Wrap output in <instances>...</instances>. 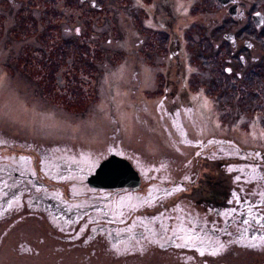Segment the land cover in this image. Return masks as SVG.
<instances>
[{"label": "rangeland", "instance_id": "1", "mask_svg": "<svg viewBox=\"0 0 264 264\" xmlns=\"http://www.w3.org/2000/svg\"><path fill=\"white\" fill-rule=\"evenodd\" d=\"M57 1L0 0V158L13 156L14 161L7 164L19 172L28 168L29 161H35L38 168L41 165L39 170L47 173L49 166L61 168L57 163L62 160L68 166L81 154V160L95 161L107 154L102 156L106 146L119 147L144 180L137 189L126 188L129 201L120 208L113 206L118 224L104 221L99 200L96 208L86 209L79 218L74 214L86 203L77 206L73 214L62 212L70 210L67 208L59 211L69 218L62 220L64 223H54V211L48 201L41 207L30 200L2 208L0 203V264H263L262 235H254L252 242L245 244L246 240L236 242L206 231L194 240L192 230L212 224L221 229L226 221H210L212 213L208 210L212 205L208 210L203 207L204 190L196 201L192 200L204 172L214 168L206 165L205 155H196L194 159L190 153L205 151L214 140L215 144L219 140L226 145L233 142L232 148L224 146L228 153L217 159L218 170L215 169L218 175L223 172L230 176V184L241 177V169L247 166L240 161L244 151L250 164L259 161L264 168V25L252 29L254 35H249L255 36L256 59L246 62V70L239 79L236 75L227 77L223 71L227 55L213 48L216 40L211 42L204 33L197 48L194 39L196 57L188 60L192 73L188 81L203 98L197 112L202 132L194 135L191 130L198 124L195 121L190 125L188 121L196 120L195 115L174 120L176 112L172 111L169 118L173 121L168 119L162 124L154 121L153 113L143 109L141 102L146 95L153 98L152 93L160 91L143 89L146 76L137 78V89H128L132 77L127 78L129 68L123 64L127 61L125 51L115 54L116 45L112 43L115 32L125 33L118 30L122 25L116 23L112 28L107 24L95 37L90 34L83 38V31L77 35L71 29L65 32L64 21L69 23L68 27L81 25L80 8L72 9ZM105 38L110 40L106 42ZM230 52L236 58L231 49ZM160 65H164L163 61ZM151 81L156 86L157 77ZM186 113L187 110H180L179 115ZM210 118L214 125L207 122ZM190 131L195 142L184 144L181 137ZM64 155L71 156L63 159ZM82 169L87 171L86 167ZM63 178L64 175L59 182L63 183ZM46 180L39 181L48 183ZM152 184L154 189H149ZM169 185L180 189L167 191ZM58 187L67 193L65 184ZM184 191L187 193L182 199V212L178 210L176 195ZM120 196L113 195L112 199L116 201ZM99 198L110 200V196ZM229 207L237 208L234 202ZM136 210L147 214H141L142 219L129 225L125 218ZM90 212L95 217L90 218ZM195 213L199 216L197 221L193 220ZM240 223L244 226L250 222ZM108 224H117V228L129 225L125 230H117L129 237L112 241ZM180 228L190 231L194 242L173 246L170 242L175 241L170 236ZM188 238L180 239L185 244ZM222 239L225 241L218 243Z\"/></svg>", "mask_w": 264, "mask_h": 264}, {"label": "flooded vegetation", "instance_id": "2", "mask_svg": "<svg viewBox=\"0 0 264 264\" xmlns=\"http://www.w3.org/2000/svg\"><path fill=\"white\" fill-rule=\"evenodd\" d=\"M60 1L68 4L72 9L74 6L80 8L78 16L80 17L79 20H81V25L78 23L72 27H68L69 23L64 21L62 27H65V32L71 29V32L75 35L83 31V33L81 32L83 38L90 36V34L95 37L107 24H110L112 28L116 23L122 25L121 27L123 28H118V30H125V33L115 32L112 43L116 45V47L113 48L115 54L116 52L125 51L124 55L127 61H124L123 64L126 66L128 65L129 68L127 78L132 77V83L128 89H137V84L140 83V80L137 78L146 76L143 80V89H160V91L156 95L152 93L153 98L151 94L146 95V97L149 96L151 98L145 97L142 100L143 102H141V105L143 109L153 113L152 117L154 121H159L162 124H165L168 119L172 120V117L169 118V114L172 111L176 112L174 120L189 115H195L196 120L189 119L188 121L190 125L195 121L198 124V126H195L191 130L194 132V135L202 132V129L199 127V122L197 121V112L200 109L199 104H203V98L196 93V89H193L188 81V79H190V74H192L187 67L190 63L188 60L195 59L196 57V47L193 44L194 39L196 40L197 48L198 43L202 41L201 35L204 33L211 42L216 40V43L213 44V48L218 49L220 52L223 51L224 54L227 55V57L223 59L225 61L223 71L227 72V77L236 75L239 79L246 70V62L248 63L249 59L253 61L256 59L253 55V52L256 50L255 44L253 43L255 36L250 37L249 35H254L252 29H258L264 25V8L262 7L264 6V2L261 0H58L57 2ZM247 12H249L248 15ZM254 14H259V25L253 22L252 16ZM195 30L197 32L199 31L200 34H197ZM104 40L108 42L110 39L105 38ZM123 44L126 46L122 47ZM206 46L210 52L209 43ZM230 49L233 55L236 54V58L235 56L234 58L231 57ZM228 54H230V56ZM162 61L164 65L161 66L160 63H162ZM154 67H159L160 69H154ZM156 77L157 84L153 86L151 80H154ZM181 89L189 90L182 91ZM257 105L258 103H256V106ZM256 106L254 108H256ZM180 110H187L186 115L180 116ZM207 122L210 125H214L213 123H215L211 118L207 119ZM191 131L182 135L181 141L184 144L195 142L194 135H192ZM215 141L216 140L212 141L208 149L201 153H197V151L190 153L194 159L196 155H198V158L205 155L207 159L206 165H212L214 168L209 170L214 171L213 174L209 171L204 172L202 184H198V190L194 191L192 200L196 201L199 192L204 190L205 197L203 200H205V202L202 203L203 207L208 210L207 207H210L212 204L214 212L222 217L220 221H226V224H224L221 229L215 224H212L210 227H203L199 231L194 229L192 230L194 231L193 234L196 235L194 240L197 241L199 238L198 236H202V234L207 231L211 236H228L236 242H239V240H246L243 243L249 244L252 242L250 239L254 235L264 236V210L261 209L264 207V190L262 189L264 171L260 169L259 161H254L250 164V160H248L246 154L247 152L244 151L243 159L240 158V161L242 164H247V166L241 169V177L238 178L236 182L233 181L234 184H230L228 180H231V177H227L223 172L221 175H218L215 169L218 170L217 159L221 156L226 157V155L223 154L224 152L228 153L224 146L232 148L234 147V143L232 142V144L226 145L224 144V140H219V142L215 144ZM106 147L103 148L104 151L102 156H104V153L107 154L100 159L95 161L87 159L83 161L81 160L80 154L79 158H75L68 166V162L62 160V162L58 163L61 165V168H58L56 171L54 168H48V172L44 173L39 170V168L42 169L40 165L39 168L37 166L36 170H30L29 167H25L23 171H26V174H21V172L17 171L18 169L13 168L12 175L10 174L11 181L15 183L14 188H29V190L32 191L31 193H34L36 188L39 190L46 188L56 191L60 183L59 178L64 175V177H66L63 184L66 185L67 189L73 190L74 193L77 194L76 200H70L66 195L60 196L63 201L66 200L71 203L70 211H68L69 213L73 214V210L77 209V206L86 203V206L81 209V213H85L84 211L88 208H96V200H99L102 214L105 215L103 217L105 219L104 221L108 220L117 223V220L113 216L114 210H112V208L113 206H118V208H120L122 204L127 201L128 194L130 193L128 192L129 189L123 190L124 188H122L114 190L102 189L100 187L95 188L89 185L88 179L92 176L98 164L111 154L126 159L136 170L140 182L144 180V178L134 167L135 165L120 152L121 149L119 147L116 149L110 148L109 146ZM216 152H220L218 158L215 155ZM69 156L71 155H64L63 159L69 158ZM11 157L13 156L10 155L7 158L11 159ZM245 159H247V161H243ZM13 161L14 160L11 162ZM53 164L54 166L56 165V163ZM83 167H86L87 171H84L82 169ZM226 170L227 166L224 163V171ZM58 172L61 175L57 176ZM180 173L183 174L184 171L182 170ZM18 174L20 176L19 178ZM44 178L48 179L46 180L48 183L39 181ZM232 179L234 180L235 177L233 176ZM36 181L42 185H37ZM91 183H93V181ZM18 184H22L23 187H20ZM8 185L11 186L13 184L11 182ZM153 186L152 184L149 189H154ZM173 186L174 185H169L167 191L172 188L180 189V186ZM4 188H2L1 191L4 190ZM21 190L16 191L19 193ZM27 193L30 192L26 191L25 194H22V200L25 201L26 199L28 201L29 195H27ZM186 193L187 191H184L176 195L179 196L176 197L177 203L180 206L178 210L182 212H184V210H181L182 199L185 197ZM50 194L56 196V192ZM113 195L121 196L114 201V199H112ZM100 196H110V200L108 201V198H99ZM78 197L81 198L80 201H78ZM48 202L50 208L54 211L53 213L56 215L55 219L61 220L56 223H64L62 220L67 221L68 217L58 210L61 204L59 197L56 200L52 199ZM232 202L235 203L237 208L229 207ZM224 206H226V208H224ZM220 207H222V209ZM141 214L147 213H138L137 210L132 211L125 219L129 221L130 225L135 219H142L143 217L140 216ZM89 215L90 218H92V216L95 217L96 214L94 215V213L90 212ZM194 217L193 220L197 221L196 219L199 216L195 213ZM236 220H239V222ZM246 220L250 222L249 225L241 226L240 222ZM210 221L212 223L218 222L214 218ZM229 223L233 224L228 225ZM117 224H108V226H110L109 236L112 241H116L123 237H129V234H122L117 231L119 230L116 229ZM235 224L239 226L235 227ZM129 225H121V227L125 230ZM230 228H232L233 231H230ZM189 232H184L181 228L174 231V234L171 235L170 238L174 239L175 243H170L173 246L190 245L194 240L190 239L192 238V233ZM182 236L189 237V240L185 244H183L181 241L182 239H180ZM223 241L225 240H219L218 243H222ZM178 242H180V244H178ZM201 250H203V248Z\"/></svg>", "mask_w": 264, "mask_h": 264}, {"label": "trees", "instance_id": "3", "mask_svg": "<svg viewBox=\"0 0 264 264\" xmlns=\"http://www.w3.org/2000/svg\"><path fill=\"white\" fill-rule=\"evenodd\" d=\"M42 148V147H41ZM29 151V153H30V151L31 150H28ZM32 153H35V152H33L32 151ZM31 153V154H32ZM216 157L218 158L219 156H220V153H218V152H216ZM244 154L242 153L241 154V156H243ZM29 156V155H28ZM32 156H33V154H32ZM3 157H5V156H3ZM6 159H7V157H5ZM5 158H0V192H1V189L2 188H4V190H2V193H1V195H0V203H1V208L2 207H4V206H8V205H12L13 203H16V204H18L19 206L20 205H22V204H24L27 200L25 199V201L24 200H22L23 199V195L22 194H25L26 193V191L27 192H30V193H27V195H29V197L31 196V194H32V197L31 198H29L28 200H30V201H33V204H35V206L37 207V206H39V207H41L42 205H43V202H46V201H49V200H52V199H54L55 198V200L59 197V200L61 201V204H60V206L58 207V210L59 211H62V210H64V209H70V206H71V203H69V201H63L62 199H61V195H66V197L68 198V196H67V194H74L76 197H74V198H71L70 200H76V198H77V195H76V193H74V191L73 190H69V189H67V193H63L61 190H60V188L61 187H58V186H60L61 184L62 185H64L63 183H59V185L57 186L58 188H57V190L55 191L56 192V196H53V195H51L50 193H52V192H54V191H51V190H48V189H37L36 188V190H35V192L34 193H31L32 191L31 190H29V188H21V189H23V190H21V189H19V188H14V181H11V176H10V174L13 172V170L11 169V168H13L12 166H11V164H7V163H9V162H11L12 161V159H9V160H5ZM58 164V163H57ZM261 167H262V164H259ZM11 166V167H10ZM28 167H29V169L30 170H32V169H35L36 170V168H37V162H35V161H29V163H28ZM135 167V166H134ZM48 168H54L53 166H49ZM263 168V167H262ZM55 170H57V169H55ZM21 174H26V171H21ZM12 175V174H11ZM59 175H61L60 173H59ZM20 176H19V174H18V178H19ZM66 177V176H65ZM64 177V178H65ZM63 178V179H64ZM61 179L59 178V181H60ZM147 181V180H146ZM12 182V184L13 185H11V186H9L8 184L9 183H11ZM37 182V181H36ZM1 183H2V185H1ZM37 185H39V186H41L42 184L41 183H36ZM20 187H23L22 186V184H18ZM34 187H38V186H34ZM64 188V187H63ZM67 188V187H66ZM18 190H21V191H19V193H17V191ZM9 191H10V193H9ZM54 192V193H55ZM66 192V191H65ZM60 193H62L61 195H60ZM43 197H45V198H43ZM2 198V199H1ZM37 198H39V200L37 199ZM81 200V198L80 197H78V201H80ZM40 201V202H39ZM57 202V201H56ZM49 203V202H48ZM58 203V202H57ZM79 204V203H78ZM81 205V204H80ZM212 205V204H211ZM213 208V205L210 207V210H209V212H211L212 213V218H214L215 220H217V221H220V220H222V217L219 215V214H216L215 212H214V210L212 209ZM68 211H70V210H68ZM68 211H62V212H67V213H69ZM63 214V213H62ZM215 214V215H214ZM74 215H76L75 217L76 218H79V216L81 215V211L80 212H77V213H75ZM55 216L56 215H52V217L53 218H55ZM136 216V215H135ZM81 217V216H80ZM86 217V216H85ZM56 219H54V223H56L57 221H59V220H56ZM69 220V218L67 219V221ZM116 229H122V227H120V228H117L116 227Z\"/></svg>", "mask_w": 264, "mask_h": 264}, {"label": "water", "instance_id": "4", "mask_svg": "<svg viewBox=\"0 0 264 264\" xmlns=\"http://www.w3.org/2000/svg\"><path fill=\"white\" fill-rule=\"evenodd\" d=\"M252 18L256 25L260 24L259 14H254ZM88 181L91 187L114 190L137 189L140 184L139 175L131 164L126 159L113 154L98 164Z\"/></svg>", "mask_w": 264, "mask_h": 264}, {"label": "bare ground", "instance_id": "5", "mask_svg": "<svg viewBox=\"0 0 264 264\" xmlns=\"http://www.w3.org/2000/svg\"><path fill=\"white\" fill-rule=\"evenodd\" d=\"M132 166V165H131Z\"/></svg>", "mask_w": 264, "mask_h": 264}]
</instances>
